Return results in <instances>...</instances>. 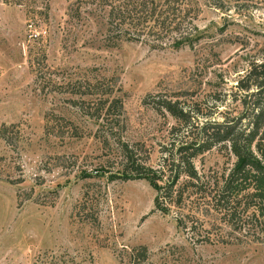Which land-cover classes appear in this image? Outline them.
Masks as SVG:
<instances>
[{
  "label": "rangeland",
  "instance_id": "obj_1",
  "mask_svg": "<svg viewBox=\"0 0 264 264\" xmlns=\"http://www.w3.org/2000/svg\"><path fill=\"white\" fill-rule=\"evenodd\" d=\"M180 3L194 39L172 46L108 42L99 0H0V264H264L257 198L227 217L208 196L229 142L195 148L204 124H245L264 0ZM181 146L197 178L170 166Z\"/></svg>",
  "mask_w": 264,
  "mask_h": 264
},
{
  "label": "trees",
  "instance_id": "obj_2",
  "mask_svg": "<svg viewBox=\"0 0 264 264\" xmlns=\"http://www.w3.org/2000/svg\"><path fill=\"white\" fill-rule=\"evenodd\" d=\"M99 2L106 9V34L110 35L107 38L108 42H140L145 39L150 40V42H163L170 39L172 46H180L194 39L192 34L186 32V29L182 31V21L188 13L182 9L180 0H161L160 2L154 0H99ZM141 37H143V40ZM235 88L243 91L240 102L247 110V114L245 113L241 119H246L245 124L242 127H237L238 120L236 119L230 123L212 122L204 124L195 148L200 151L219 142H229L230 150L235 157L233 167L228 171L219 188L213 189L208 196L214 200L215 204L221 203L219 204L220 207L213 208L216 212L221 213L223 216L227 215V217H234L237 207L235 202L241 195L249 199L243 207L245 212L249 206L254 205L250 198L256 197L258 200L257 206H253L249 214L251 219H261L258 226L263 231L264 58L248 63L243 74L236 80ZM111 102L116 104L115 107H120L118 99L112 98ZM178 114L182 115V112ZM4 130L5 128L1 127L0 132L3 133ZM122 146L125 160L133 162L129 156L127 146L125 144H122ZM185 150L186 147L181 146L173 152L166 153V156L170 159V166L179 173L175 167L180 165L179 168L182 167L180 172L197 178L192 173V168L186 166L189 162L188 154L191 153H185ZM186 156L188 159H186ZM135 176L144 177L145 175L136 173ZM238 179H248L251 182L250 187H246L250 188L246 193H241L244 188L235 187ZM192 185L195 187L197 184L192 183ZM160 194L161 191L156 189L154 202L157 203ZM162 194L170 198L179 197L180 190L169 186Z\"/></svg>",
  "mask_w": 264,
  "mask_h": 264
}]
</instances>
